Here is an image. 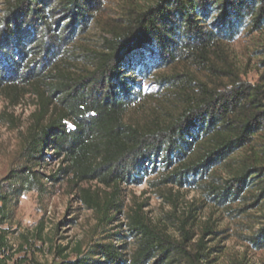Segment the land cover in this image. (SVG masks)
Here are the masks:
<instances>
[{"label":"trees","instance_id":"16d2710c","mask_svg":"<svg viewBox=\"0 0 264 264\" xmlns=\"http://www.w3.org/2000/svg\"><path fill=\"white\" fill-rule=\"evenodd\" d=\"M109 1L5 3L0 92L14 99L31 93L38 108L19 133L16 162L0 180V255L20 197L69 180L95 225L93 239L61 264H210L203 241L191 243L185 226L178 239L151 224L140 207L125 213L121 186L160 171L161 184L198 189L216 206L251 202L264 211V83L247 84L230 73L227 48L241 35L264 31V0H124L119 17L107 14ZM92 23L106 27L104 45L76 48ZM81 57L89 67L72 73ZM259 66L264 79V50ZM163 69L170 73L156 75ZM148 78L179 87L166 90L181 102L166 122L128 117L148 100L142 89ZM54 157L62 167L41 173ZM221 166L229 177L215 174ZM90 180L103 189L78 186ZM119 214L128 220L131 249L119 244L126 236L108 230ZM246 240L264 249V222Z\"/></svg>","mask_w":264,"mask_h":264},{"label":"rangeland","instance_id":"374dc122","mask_svg":"<svg viewBox=\"0 0 264 264\" xmlns=\"http://www.w3.org/2000/svg\"><path fill=\"white\" fill-rule=\"evenodd\" d=\"M6 1L0 0V16ZM137 1L140 5L151 2ZM123 5L124 0H110L107 14L110 17L121 16ZM104 29L106 27L99 24H90L80 35L75 47L98 49L104 45ZM227 48L230 73L247 84L264 83L263 71L259 66L264 50V31L241 35L228 43ZM75 65L71 71L76 74L89 67L82 57ZM163 73L168 75L170 70H159L156 75ZM192 73L198 80H206L203 73L196 70ZM155 79L142 81V89L148 100L141 107H133L129 111L128 117L132 121L146 123L157 119L158 122H166L178 114L181 103L178 94L166 90L179 87L170 84L159 86ZM177 80L180 79L173 82ZM37 104L36 96L31 93L14 99L0 92V116H8L6 121H0V180L16 162L19 133L29 124L30 116L38 108ZM62 165L54 157L40 171L50 175ZM214 172L221 177H229V170L222 166ZM161 175L160 171H156L145 177L139 185L121 186L125 213L140 207L142 216L151 224L178 239L181 238V227L185 226L193 232L191 243L195 245L203 241L205 251H208L207 263L264 264V249H255L246 240V236L257 231L264 222L261 218L264 216L263 210L257 205L252 206L251 202L241 201L227 208L216 206L207 201L198 189L161 184ZM78 186L91 190L103 189L95 180L79 183ZM47 187L42 193L30 191L20 197L14 218L6 226L9 231L6 236L7 247L4 254L0 255V264H61L64 258L73 260L76 257L78 245L84 247L93 239L94 215L76 197L73 182H49ZM127 223L125 215L119 214L108 230L126 236L121 238L119 244L131 249L133 239L130 238Z\"/></svg>","mask_w":264,"mask_h":264}]
</instances>
